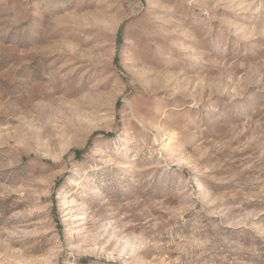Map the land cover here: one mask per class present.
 Returning <instances> with one entry per match:
<instances>
[{
	"label": "rangeland",
	"instance_id": "rangeland-1",
	"mask_svg": "<svg viewBox=\"0 0 264 264\" xmlns=\"http://www.w3.org/2000/svg\"><path fill=\"white\" fill-rule=\"evenodd\" d=\"M0 264H264V0H0Z\"/></svg>",
	"mask_w": 264,
	"mask_h": 264
}]
</instances>
